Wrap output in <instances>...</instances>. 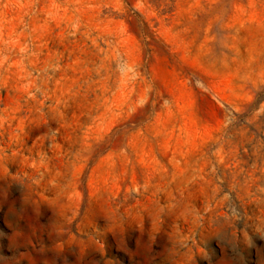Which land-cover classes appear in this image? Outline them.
I'll return each mask as SVG.
<instances>
[{"label": "rangeland", "instance_id": "rangeland-1", "mask_svg": "<svg viewBox=\"0 0 264 264\" xmlns=\"http://www.w3.org/2000/svg\"><path fill=\"white\" fill-rule=\"evenodd\" d=\"M0 264H264V0H0Z\"/></svg>", "mask_w": 264, "mask_h": 264}]
</instances>
